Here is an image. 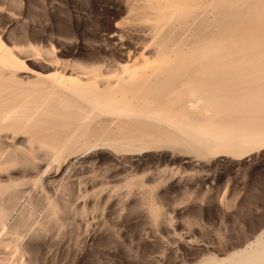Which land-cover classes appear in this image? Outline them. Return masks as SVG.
Here are the masks:
<instances>
[{
	"label": "rangeland",
	"instance_id": "374dc122",
	"mask_svg": "<svg viewBox=\"0 0 264 264\" xmlns=\"http://www.w3.org/2000/svg\"><path fill=\"white\" fill-rule=\"evenodd\" d=\"M164 1L175 8L156 19V0H0V116L7 115L0 117V216L8 221L0 228V264H201L245 247L264 228V0H197L189 9L182 0ZM224 5L230 13H222ZM203 17L215 22L210 27ZM201 26L217 34L207 31L204 44L221 46L203 60L190 53L199 44L194 32L205 34ZM163 45L179 71L165 67L124 93L144 99L142 109H163L175 126L235 139L237 148L199 152L173 125L94 114L67 91L109 90L127 67L147 73ZM217 81L227 86L224 103L210 106L189 95ZM60 98L73 106L77 100L81 117L77 105L65 110ZM81 106L94 114L87 117L92 122L82 119Z\"/></svg>",
	"mask_w": 264,
	"mask_h": 264
},
{
	"label": "bare ground",
	"instance_id": "6f19581e",
	"mask_svg": "<svg viewBox=\"0 0 264 264\" xmlns=\"http://www.w3.org/2000/svg\"><path fill=\"white\" fill-rule=\"evenodd\" d=\"M138 1V0H137ZM151 2H150V4L151 3H153L152 1L153 0H150ZM169 1H171V0H169ZM178 1V0H177ZM211 1V0H210ZM215 1V0H214ZM225 1L226 0H224L223 2L225 3ZM180 2V1H179ZM222 2V1H221ZM222 2V3H223ZM237 2H238V0H237ZM242 2H243V0H242ZM244 2H245V0H244ZM247 2V1H246ZM128 3V2H127ZM144 3V2H143ZM172 3H174L173 1H172ZM177 3V2H176ZM207 3H208V1H207ZM206 3V4H207ZM215 3V2H214ZM230 3V2H229ZM229 3H228V5H229ZM235 3V2H234ZM233 3V4H234ZM181 4H182V6H185V7H187L188 9L189 8H194L195 6H197L198 4H199V2L197 1V0H182L181 1ZM201 4V3H200ZM199 4V5H200ZM210 4H213V3H210ZM209 4V5H210ZM220 4V3H219ZM233 4H231L232 6H233ZM235 4H237V3H235ZM239 5H240V3H238ZM263 4V3H262ZM180 5V4H179ZM214 5V4H213ZM212 5V6H213ZM259 3H258V7H259ZM136 6V5H135ZM138 6V5H137ZM149 6V5H148ZM151 6V5H150ZM153 6H154V4H153ZM206 6V5H205ZM219 6V8H221L222 7V5L220 6V5H218ZM236 6V5H235ZM255 6H256V4H255ZM254 6V7H255ZM257 6H256V8H257ZM157 7V8H156ZM172 7L173 8H175V6L173 5V4H171V3H169V2H167V1H164V0H156V2H155V10L154 11H156L157 9H158V13H156V14H158V16L156 15V19H160L161 17H162V15L164 14V13H166L168 10H171L172 9ZM198 7V6H197ZM208 7V6H207ZM211 7V6H210ZM209 7V8H210ZM237 7V6H236ZM236 7H235V9H236ZM252 7V6H251ZM132 8V7H131ZM151 8V7H150ZM154 8V7H153ZM214 8V7H213ZM224 8H226V6L224 5V7L221 9V10H223L224 12H222V13H224V14H226V12H228V13H230L231 11H230V9H229V11H227L226 9V12H225V10H224ZM238 8V7H237ZM260 8V7H259ZM262 8V7H261ZM196 9H198L197 11L199 12V9L200 8H196ZM138 10V9H137ZM201 10V9H200ZM207 11H208V9H206ZM146 11V10H145ZM174 11V10H173ZM218 12V14H219V11H220V9L219 10H217ZM233 11V10H232ZM245 11V10H244ZM246 11L248 12V10L246 9ZM250 11H252V10H250ZM149 12V11H148ZM171 12V11H170ZM191 12V11H190ZM210 12V11H209ZM247 12H245L244 13V16H246L245 14L247 13ZM140 13V12H139ZM145 13V12H144ZM172 13V12H171ZM188 13H189V11L187 12V15H188ZM216 13V14H217ZM220 13H221V11H220ZM227 13V14H228ZM264 13V11H262V13H260L261 15ZM141 14V13H140ZM174 14V13H173ZM173 14H168L167 15V19L169 20L170 19V22H171V18L173 17ZM201 14V13H200ZM206 14V13H205ZM211 14V13H210ZM214 14V13H213ZM223 14V15H224ZM248 14V13H247ZM134 15V14H133ZM148 15V14H147ZM186 15V16H187ZM204 15V14H203ZM203 15H201V16H203ZM221 15V14H220ZM240 15V14H239ZM253 15V14H252ZM137 16V15H136ZM180 16V15H179ZM184 16H185V14H184ZM196 16V15H195ZM194 16V17H195ZM200 16V15H199ZM198 16V17H199ZM205 16V15H204ZM213 16V15H212ZM225 16V15H224ZM223 16V17H224ZM262 16H264V15H262ZM175 17H177L176 15H175ZM216 16L214 15L213 16V18H215ZM221 17V16H220ZM238 17V16H237ZM243 17V16H242ZM241 17V18H242ZM251 17V16H250ZM145 18V17H144ZM203 18H205V17H203ZM208 18L209 17H206L205 19H204V22H206L207 23V21H209V26L211 27V24L212 23H214L215 21H211L210 22V19H212V18H209V20H208ZM217 18V17H216ZM218 18H219V16H218ZM217 18V19H218ZM228 18V17H227ZM249 18V17H248ZM248 18H246V19H248ZM255 18V17H254ZM262 18V17H261ZM177 19V18H176ZM187 19V18H186ZM186 19H184V20H186ZM201 19V18H200ZM199 18H198V20H200ZM235 19V18H234ZM240 19V18H239ZM250 19V18H249ZM248 19V20H249ZM140 20V19H139ZM178 20V19H177ZM176 20V22H178ZM202 20V19H201ZM219 20V19H218ZM236 20H238V19H235V20H232V21H235L236 22ZM157 21V20H156ZM188 21V20H187ZM186 21V22H187ZM203 21V20H202ZM217 21V20H216ZM230 21V20H229ZM228 21V22H229ZM232 21H231V23H232ZM243 21H245V20H243ZM247 21V20H246ZM258 21V20H257ZM170 22H169V24H170ZM203 22V23H204ZM219 22V21H218ZM263 22V21H262ZM166 23V22H165ZM164 23V25H166ZM182 23V22H181ZM180 23V24H181ZM219 23H221V22H219ZM242 22L240 21V24H241ZM246 23V22H245ZM151 24V23H150ZM163 24V23H162ZM185 24V23H184ZM184 24H182V29H185L184 28ZM189 24V23H188ZM188 24H185V25H188ZM256 24V23H255ZM176 25H178L177 27H179V26H181V25H179V23H177ZM175 25V26H176ZM191 25H192V23H191ZM191 25H189V26H191ZM193 25H194V23H193ZM192 25V26H193ZM195 25H197V23L195 22ZM194 25V26H195ZM207 25V24H206ZM217 24L215 23V26H216ZM149 27H150V25H148ZM159 26V25H158ZM170 26V25H169ZM172 26V25H171ZM191 26V27H192ZM212 26H214V25H212ZM214 26V27H215ZM225 25L223 24V27H224ZM226 26H228V24H226ZM237 26V25H236ZM160 27V26H159ZM166 27H167V25H166ZM190 27V28H191ZM205 28H206V26H204ZM222 27V26H221ZM220 27V28H221ZM118 28V27H117ZM162 28V27H161ZM197 28H198V26H197ZM196 27H195V29H197ZM201 28H202V26H201ZM216 28V27H215ZM227 28V27H226ZM231 28V27H230ZM262 28V27H261ZM261 28H260V30H261ZM156 29H157V27H156ZM156 29H154L153 31H155ZM159 29V28H158ZM174 29H176V28H174ZM179 29H181V28H179ZM187 29V28H186ZM185 29V30H186ZM194 29V30H195ZM203 29V28H202ZM208 29V28H207ZM206 29V31L204 30L203 32H205V34L203 33V34H201V33H197V32H194V33H196V35H197V37L198 38H196L197 40V42L196 41H194L195 43H196V45L199 43V44H201V45H199L198 44V47L197 46H195L194 48H192L193 46L192 45H189V47H188V49L185 47V46H187V44H189V43H187V38H184V39H187V40H184L183 38V40L184 41H186L185 43H187V44H185L184 42L182 43V42H180V46H182V44H184L185 46H184V48L183 49H187V51H188V54H186L187 56H189V54L190 53H196V55L198 54L199 56H202V60H203V58L205 57V55H206V57H207V54H209V52H211L212 53V55L213 54H218V53H220V50H221V46L219 45V43L218 44H216L215 43V46H214V48H210L209 46H207L206 44H204V41H202V40H204V38L205 39H207V34H210V31L212 30H210L209 31V29L207 30ZM214 29V28H213ZM218 29V28H217ZM222 30H223V28H221ZM221 29H220V31H221ZM238 29V28H237ZM145 30V29H144ZM160 30H162V29H159L158 30V33H159V31ZM165 30H167L166 28H165ZM216 30V29H215ZM215 30H213V31H215ZM256 30V29H255ZM262 30H263V28H262ZM198 31V30H197ZM199 31H200V29H199ZM198 31V32H199ZM208 31V32H207ZM213 31H212V35H214V34H216L215 32H214V34H213ZM228 31V30H227ZM226 31V32H227ZM251 31V30H250ZM182 32V31H181ZM201 32V31H200ZM206 32H207V34H206ZM229 32V31H228ZM253 32V31H252ZM162 33V32H161ZM168 33V32H167ZM178 33H179V31H178ZM222 33H223V31H222ZM260 33V32H259ZM120 34V33H119ZM154 34H155V32H154ZM190 33L188 32V35L187 36H189L190 37V35L192 36V33L189 35ZM210 34V35H211ZM152 35V34H151ZM158 35L159 34H157V35H155L154 37H155V43H156V41L158 40L159 42V45L160 44H162L161 42L162 41H160V39L159 38H162V37H158ZM211 35V36H212ZM217 35V34H216ZM215 35V36H216ZM223 35V34H222ZM234 35V34H233ZM263 35V34H262ZM161 36V35H160ZM164 36H166L165 34H164ZM181 36V35H180ZM194 36V35H193ZM193 36L192 37H190L189 38V40H191V38H192V40H191V42H193ZM209 36V35H208ZM116 37V36H115ZM118 37V39H119V36H117ZM151 37V36H150ZM153 37V36H152ZM178 37V36H177ZM176 37V38H177ZM210 37V36H209ZM223 37V36H222ZM158 38V39H157ZM179 38V37H178ZM181 38V37H180ZM195 38V37H194ZM213 38H216V37H212V39ZM221 38V37H220ZM258 38H259V36H258ZM117 39V40H118ZM163 40V39H162ZM166 40L167 41H164V42H168V36H166ZM174 40L175 39H173V40H171V38H170V41H173L174 42ZM211 40V39H210ZM225 40V39H224ZM122 41V40H121ZM179 41V40H178ZM182 41V40H181ZM200 41H202L201 43H200ZM206 41H208V39L206 40ZM214 41H216L215 39H214ZM214 41L212 42L213 44H214ZM219 41V40H218ZM226 41V40H225ZM120 42V41H119ZM172 42V43H173ZM155 43H152V44H154L155 45ZM182 43V44H181ZM205 43H207V42H205ZM115 44V43H114ZM168 44V43H167ZM166 44V45H167ZM179 44V43H178ZM204 44V45H203ZM223 44V43H222ZM125 45V44H124ZM169 45V44H168ZM173 45H175V43L173 44ZM176 45H177V42H176ZM248 45V44H247ZM120 46H121V44H120ZM164 46V45H163ZM170 46V45H169ZM169 46H167V47H169ZM179 45H177V47H178ZM179 46V47H180ZM190 46H192L191 47V50H190V53H189V49H190ZM170 47H172V46H170ZM169 47V48H170ZM176 48V46H173V48H170V49H175ZM197 47V48H196ZM213 47V46H212ZM224 47V46H223ZM222 47V48H223ZM122 48V47H121ZM124 48V47H123ZM155 49H157L156 48V46H155ZM178 49H180V48H176V50H178ZM181 49H182V47H181ZM181 49H180V51H181ZM167 50H169V49H167ZM155 51V50H154ZM166 51V47L164 46L163 48L162 47H159L158 48V50H156V52L157 53H155V52H153V53H155V55L157 56H155L154 58L156 59V63L154 64V65H152V66H150V71H148L147 73H143L142 71H139V70H133L132 69V67H127V68H124L123 69V67H122V71H121V73H120V75H118L117 76V78L114 80V81H112V82H110L109 83V85H108V89L109 90H102V91H96V90H90L89 89V87H87V86H83V85H79V86H74V87H72V88H70V89H65V90H67V91H69L70 93H71V91L75 94V96H77V97H79V98H81V99H83L82 101H85V102H87L86 104L87 105H89L90 107H91V109L92 108H94V110L95 109H97L100 113V115H101V113H105L106 115H112V116H116V117H122V118H124V119H128V123H129V119L131 120V119H139V120H142V122H141V124L144 122V120L145 121H149V122H159V123H164V124H170V125H173V126H175V124H177V123H175V121L172 119V117L167 113V112H165V111H163V109H160V108H158V109H153V108H151V109H142V108H140V105L141 104H144V103H146V101L144 100V99H136V96H135V94H127V93H124L126 90H134V89H136V88H138L139 86H137L136 85V83H138V81L140 80V79H150V78H153V76H156V77H158V76H160V73H163L162 71V69H164L165 67H166V69H168V70H170V71H175L176 69L178 70L179 68H178V66H175V63L173 64V60H171V58H168L169 57V55L167 54V55H165L164 54V52ZM171 51V53H172V50H170ZM175 51V50H174ZM174 51H173V53H174ZM183 52H185L184 50H182ZM230 50H228V52H229ZM249 51V50H248ZM167 52V51H166ZM165 52V53H166ZM169 52V51H168ZM167 52V53H168ZM224 52H226V51H224ZM176 53V55H178L177 54V51L175 52ZM175 53H174V55H175ZM178 53H180L179 51H178ZM152 55V54H151ZM173 55V54H172ZM173 55V56H174ZM184 55H185V53H184ZM185 55V56H186ZM215 55H213L212 57H215ZM168 56V57H167ZM181 56V55H180ZM183 56V55H182ZM222 56V55H221ZM140 57H141V59L142 60H144V61H149L150 60V56H149V53L148 54H145V52H141V54H140ZM171 57V56H170ZM191 57V56H190ZM205 57V58H206ZM230 57V56H229ZM135 58H138V56L137 57H135ZM152 58H153V56H152ZM151 58V59H152ZM204 58V59H205ZM199 59V58H198ZM214 59V58H213ZM210 60V59H209ZM138 61V63H139V60H137ZM177 61H178V59H177ZM218 61V60H217ZM220 61V60H219ZM247 61V60H246ZM196 62V61H195ZM203 62V61H202ZM142 64V63H141ZM140 64V65H141ZM192 64V63H191ZM210 64V63H209ZM256 64V63H255ZM139 65V66H140ZM208 65V64H207ZM131 66H132V63H131ZM138 66V65H137ZM218 66V65H217ZM216 66V67H217ZM264 66V65H263ZM263 66H261V68L263 67ZM202 67L203 68H207L206 66L204 67L203 65H202ZM213 67H215V65L213 66ZM183 68H184V66H183ZM191 69V68H190ZM194 69V68H193ZM208 69V68H207ZM216 69V68H215ZM165 70V69H164ZM176 70V71H177ZM180 70H182V68L180 69ZM179 71V70H178ZM209 71H211V70H208V72ZM210 73V72H209ZM220 73V72H219ZM175 74V73H174ZM173 74V75H174ZM177 74V73H176ZM211 74V73H210ZM209 74V76H211ZM215 75V73H212V75ZM67 75V74H66ZM172 74H170L169 76H171ZM168 76V77H169ZM178 77V76H177ZM221 77V76H220ZM175 78V77H174ZM218 79H219V76L217 77ZM222 78V77H221ZM176 79V78H175ZM217 79V80H218ZM225 80V79H224ZM156 81V80H155ZM218 81H220V79L218 80ZM218 81H217V83H215V84H204V83H200L199 85H197L196 87L197 88H194V89H190V91H189V95H191V96H194L195 98H197V103L199 102V101H201V102H206L208 105H212V106H217V105H219V104H222V103H224L223 101L225 100V98H226V96L228 95V94H226L227 92L225 91L226 89H227V86H226V83L224 84H222L221 82H219L218 83ZM221 81H223L222 79H221ZM166 82V81H165ZM193 82V81H192ZM216 82V81H215ZM56 84V83H55ZM159 84V83H158ZM166 84V83H165ZM169 84V83H168ZM191 84V83H190ZM57 85V84H56ZM141 85V84H140ZM229 85V84H228ZM230 86H232V85H230ZM61 87V86H60ZM59 87V88H60ZM148 87V86H147ZM159 87V86H158ZM193 87V86H192ZM49 88H51V87H49ZM63 88V87H62ZM160 88H162V87H160ZM252 88V87H251ZM263 88V87H262ZM262 88H260V87H258V88H256V91L254 92V93H259V90L260 89H262ZM162 89H164L165 90V85H164V87L162 88ZM231 89V88H230ZM57 90V89H56ZM161 90V89H160ZM159 90V91H160ZM60 91V90H59ZM59 91H57V92H59ZM57 92H55V93H57ZM64 92V91H63ZM66 92V91H65ZM158 92V91H157ZM55 93H53V94H55ZM61 94H63L62 93V91L60 92ZM142 93H143V91H142ZM153 93H155V92H153ZM59 94V93H58ZM73 94V95H74ZM152 94V93H151ZM46 95V94H45ZM51 94H49V96H50ZM64 95V94H63ZM96 95V96H95ZM150 95V94H149ZM49 96H46L47 98H45L44 97V99H43V101H42V103L45 105L46 104V100L45 99H47L48 101H49ZM52 96V95H51ZM56 96H59V95H56ZM60 96H62V95H60ZM59 96V97H60ZM63 97V96H62ZM67 97V96H66ZM70 97V96H69ZM52 98H54V96H52ZM73 98V97H72ZM153 98V97H152ZM189 98H190V96H189ZM192 98V97H191ZM228 98V97H227ZM51 99V98H50ZM54 99H56V98H54ZM54 99H52L51 100V102L54 100ZM66 99V98H65ZM58 100V99H57ZM71 100V99H70ZM45 101V102H44ZM60 101V102H59ZM59 101H58V103H61V101H62V103H63V105H65L66 107L69 105V103H71L70 105L72 106V107H75L76 105H77V100L75 101L76 103H74L75 104V106H73L72 105V102L71 101H69L68 99H67V102L68 103H64V101L60 98L59 99ZM72 101H74L73 99H72ZM54 102H56L55 100H54ZM190 102H191V100H190ZM2 103V102H1ZM40 103V102H39ZM57 103V102H56ZM197 103H195V104H197ZM43 104H39L40 106L42 105L43 106ZM47 104H49V103H47ZM54 104V103H53ZM79 104V103H78ZM147 104V103H146ZM192 104V103H191ZM194 104V103H193ZM226 104V103H225ZM51 105V104H50ZM62 105V106H63ZM42 106L41 107H39V109L38 110H40V108H41V110L42 109H44V106H43V108H42ZM46 106V105H45ZM80 106V105H79ZM79 106L77 105V107H75V108H79ZM48 107V106H47ZM61 107V106H60ZM83 109H82V108ZM80 108H81V110H83L84 111V107L83 106H81ZM190 107H194V105H190ZM219 107H221V105L219 106ZM29 108V107H28ZM65 108V107H64ZM75 108H73V109H75ZM182 108V107H181ZM212 108V107H211ZM227 108H228V106H227ZM227 108H223V109H225V111H228L227 110ZM230 108V107H229ZM35 109V108H34ZM68 109V107L67 108H65V110H67ZM88 109V108H87ZM203 109V108H202ZM217 109V108H216ZM233 109V108H232ZM231 109V110H232ZM37 110V111H38ZM45 110V109H44ZM44 110H42V111H44ZM80 109H78V110H76L77 112L79 111ZM94 110H92L93 112H94V114H95V112H96V110L94 111ZM204 110H205V114H207L208 112V110L206 109V108H204ZM230 110V109H229ZM12 111L13 110H9V111H4L5 113H8V112H11L12 113ZM36 111V112H37ZM61 111V110H60ZM70 111V110H69ZM75 111V110H74ZM98 111H97V113H98ZM35 112V113H36ZM46 112V111H45ZM233 112V111H232ZM5 113H3V114H5ZM48 113H50V112H48ZM84 113L86 114H83V115H85L84 117H82V119H84L85 117V121H86V119L88 120V122H92V112L91 111H89V113H90V115H91V117H90V115L88 114V111H86V109H85V111H84ZM231 113V112H230ZM14 114V112L12 113V115ZM15 114H16V112H15ZM18 114H21V113H17V115ZM75 114H76V116L78 117V116H80L81 117V115H79V112H78V115H77V113L75 112ZM93 114V115H94ZM104 114V115H105ZM224 114V113H223ZM233 114V113H232ZM231 114V115H232ZM8 115H10V113L8 114ZM70 115V114H69ZM7 115H5V116H0L1 118L2 117H6ZM19 116V115H18ZM14 117V119L15 118H18V119H16L18 122H19V120H20V118L19 117H24L23 115L21 116H19V117ZM75 116V117H76ZM90 117L92 120H90V119H88L87 117ZM182 116V115H181ZM233 116V115H232ZM29 117H31V116H29ZM34 117V116H33ZM180 117V116H179ZM8 118V117H7ZM11 117H9L8 119H10ZM28 118V117H27ZM182 118H183V116H182ZM185 119L187 118V117H184ZM23 119V118H22ZM73 119V118H72ZM76 119V118H75ZM74 119V120H75ZM77 120V119H76ZM75 120V121H76ZM118 120V119H117ZM189 121H190V118L188 119ZM225 120V119H224ZM79 121H80V119H79ZM84 121V122H85ZM111 121V120H110ZM109 121V122H110ZM116 121V120H115ZM123 120H121L120 121V119H119V121H117L116 123L118 124V122H120L119 124H121V122H122ZM125 121V120H124ZM123 121V122H124ZM127 121V120H126ZM132 121V120H131ZM183 121V120H182ZM74 122V121H73ZM83 122V120H82V123H84ZM108 122V123H109ZM113 122V121H112ZM112 122H111V124H112ZM134 122V121H133ZM135 122H138V121H135ZM82 123H80L81 125H82ZM107 123V124H108ZM127 123V124H128ZM139 123H140V121H139ZM85 124V123H84ZM90 124V123H89ZM110 124V123H109ZM124 124H126V123H124ZM138 124V123H137ZM146 124V123H145ZM152 124V123H151ZM190 124H193V123H190ZM169 125V126H170ZM180 125V124H179ZM75 126V125H74ZM73 126V127H74ZM172 126V127H173ZM117 127V126H116ZM148 127V126H147ZM171 127V126H170ZM175 127H177V129H179L180 131L179 132H181V134H182V139L184 140V142L187 144V146H188V144H189V146L191 147V145H193V144H197L196 146H194V147H197L198 148V150L197 151H199L200 152V150H201V152H206V153H211V151L213 150V149H215V148H228V147H232V146H235V145H239V144H236L237 142H236V140L235 139H223V138H220V137H218V136H215V135H212V136H207L204 132H202V131H199V130H196V129H193L192 127H179V126H175ZM157 128V127H156ZM209 128H210V126H209ZM115 129V128H114ZM123 129V128H122ZM153 129V128H152ZM158 129V128H157ZM174 129V128H173ZM110 131V130H109ZM140 133V132H139ZM243 133V132H242ZM110 134V133H109ZM134 134V133H133ZM142 134V133H141ZM140 134V135H141ZM119 135H121V134H119ZM152 136V135H151ZM263 136V135H262ZM119 137V136H118ZM130 137H132L133 138V136H130ZM129 137V138H130ZM145 137H146V134H145ZM153 137V136H152ZM156 137V136H155ZM177 137H179V136H177ZM181 137V136H180ZM260 137V136H259ZM258 137V138H259ZM264 137V136H263ZM142 138V137H141ZM148 138V137H147ZM151 138V137H150ZM68 139V138H67ZM104 139H105V137H104ZM103 139V140H104ZM138 139H139V137H138ZM152 139V138H151ZM253 139V138H252ZM257 139V138H256ZM130 140H132L133 142H134V140L133 139H130ZM238 140H240V139H237V141ZM242 140H245V139H242ZM70 141V140H69ZM68 140H65V142L66 143H70ZM120 141V140H119ZM149 141V140H148ZM153 141H155V142H161V141H167V143H168V141L169 142H173V140L172 139H170V138H167V137H156V139L155 140H153ZM175 141V140H174ZM177 141H179V140H177ZM176 141V142H177ZM72 142H73V140H72ZM124 142H125V144L126 145H128V146H130L129 144H131L130 142H129V140L128 141H125L124 140ZM123 143V142H122ZM181 143V142H180ZM179 143V144H180ZM109 144V143H108ZM120 144V143H119ZM155 145L157 144V143H154ZM159 144V143H158ZM176 144V143H175ZM191 144V145H190ZM52 145V144H51ZM61 145V144H60ZM63 145V144H62ZM67 145V144H66ZM151 145V144H150ZM68 146V145H67ZM138 146V145H137ZM242 146V145H241ZM240 146V147H241ZM236 147V146H235ZM239 147V148H240ZM242 147H244V146H242ZM241 147V148H242ZM252 147V146H251ZM255 147V146H254ZM257 147V146H256ZM54 148V147H53ZM126 148V147H125ZM186 148V147H185ZM237 148V147H236ZM262 148V147H261ZM55 149V148H54ZM60 149H61V146H60ZM200 149V150H199ZM58 150H59V148H58ZM58 150H56L58 153H59V151ZM65 150V149H64ZM239 150V149H238ZM214 152H215V150H214ZM54 153H56V152H54ZM209 153V154H210ZM57 154V153H56ZM64 154V153H63ZM216 155V154H215ZM220 155V154H219ZM225 155V154H224ZM18 207V206H17ZM16 211H17V208L14 210V212L13 213H15L16 214ZM8 219V218H7ZM8 223V221H6V218H5V216H0V228H1V226H3V228L5 227L4 225H5V223ZM245 247H242V248H238V249H236V250H234V251H231V252H229V253H226L224 256H222V257H220L219 259H217V258H215V257H210V258H205L204 259V261L201 263V264H264V228L258 233V234H256L253 238H252V240H250V241H248V244L246 245H244Z\"/></svg>",
	"mask_w": 264,
	"mask_h": 264
}]
</instances>
